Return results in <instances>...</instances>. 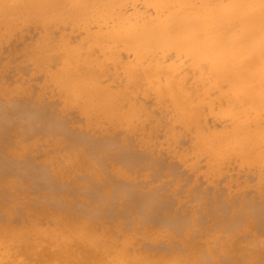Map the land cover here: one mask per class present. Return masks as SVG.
I'll use <instances>...</instances> for the list:
<instances>
[{
  "label": "bare ground",
  "instance_id": "obj_1",
  "mask_svg": "<svg viewBox=\"0 0 264 264\" xmlns=\"http://www.w3.org/2000/svg\"><path fill=\"white\" fill-rule=\"evenodd\" d=\"M260 3H261V0H0V27H4L6 29L4 31H6L5 33L7 34V36H9V35L11 36V34L14 31L15 32H17L16 30L20 31V29H17V28H19L18 24L20 25V23L27 24L29 22H32L31 24L34 25L33 24L34 22H38L39 26L41 23V26H42L41 36L37 40L35 39L36 41L33 44H30L29 51L25 52V51H23V50H25L24 48H23V50L20 48V50H22L23 53H26V61L24 59L25 56H23L24 58H22V59L24 62H27V59L30 58V61H28V62H31L33 64V65L32 64L31 65L33 66V69H34V70L31 69V71L35 72V69H36L35 73H38L39 71H37V70H42L44 74H41V75H44V76L41 78H44L43 79V81L45 83L44 85L51 87V90H52L51 92L54 95L57 94L56 95L57 97H59L58 95H60L62 98H64L66 105L74 106V107L77 106L80 109V111L78 112V113H80V116L81 115L83 116V114H85L88 122L94 123V122H97L98 120H100L101 118L102 119L105 118V119H109L108 121H113L116 124H119V123H123L124 125L126 124L130 128H133L134 132L136 131V128H139L138 131L141 129L145 131L146 137L144 136L142 138L146 139V141H148L147 139H149V142H151L152 141L151 136L157 135L156 133L152 134L151 132H152V130L157 129L158 126L156 125L157 128L154 126L155 128L152 127L150 130L148 129L149 126H147L144 129L143 127L145 125L144 123H146L145 122L146 116H148V115L151 116V115L156 114L155 117L158 116V120L161 121V119H159V117L160 118L163 116L167 117L166 113L171 111V113L168 115V118L165 120L163 119L164 121L162 120L163 125L159 122L160 123L159 126L162 125L165 127L164 135L166 134L165 135L166 137L163 135H161V136L164 137L163 138L164 143H165V141L168 143V144L165 143V145L163 143H161V144H163L164 146L167 145L168 147H170L171 144H173V143L176 144V142H178L177 141L178 137H180L182 133L183 134L189 133V134H191V139L189 140L190 143H189V145L187 144L189 147H185V145H183V147L186 149H182L183 147L180 148V150H182L181 155L178 154V156L176 155L175 158L180 160V157H182L181 159H183V157H185L189 154L190 156H192L189 158H192L193 162L195 163L194 159L197 161L198 158L201 159L203 157V158H206V160L208 161V164H210L209 166L214 170V173H215V171L219 172V170H220L219 173H221V170H222L221 168L225 167L226 165H228L227 163H229V162L231 163L232 161H237L241 164L252 163L254 165L260 164V165L264 166V27H262L261 12H260V8H259ZM3 5H12V7L4 8ZM63 20H65L64 22H67V20H70L68 22H70L72 25L77 26L80 30L83 31V34H82L83 36H82V38L80 37V41H79L78 45L74 46V45H72V42H71V38H72L71 34L66 36L64 34H67V33H60L61 35L59 36V41H60V45L62 46V49H64V50H63V55L58 56L60 54L57 55L56 54L57 51L55 53V48L57 46L54 43L55 41L54 42L52 41L51 36L50 37L48 36V34H50V32H49L50 30H48V29H49V26L50 27H51V25L54 26V24H52V23H55V25H56V24L62 22ZM22 24L20 25L21 27H22ZM24 24H23V26H24ZM68 24H67V26H68ZM1 25H3V26H1ZM60 25L61 24H59L58 28H60ZM27 26H28V24H27ZM53 26H52V28H55ZM64 26H63V28L66 27V26L65 27ZM68 27H66L65 29H68ZM4 28H2V29H4ZM61 29H62V26H61ZM74 29L75 28L73 27L72 30H74ZM69 30H71V28ZM75 30H77V28ZM0 31H2V30H0ZM76 32H78V31H76ZM0 36H2L1 38L4 37L3 34H1ZM56 38H58V37H56ZM78 39H79V37H78ZM58 45H59V43H58ZM7 46H9V45H7ZM23 47H24V45H23ZM25 47H26V45H25ZM27 48H29V47H27ZM32 48L35 49L34 52H32ZM81 49H84V50H81ZM75 51L78 53H74ZM6 52H7V50H6ZM61 52H59V53H61ZM92 52H94L96 56L94 59L90 60V56L92 55ZM123 52L127 53V55H128L127 57H129L128 59L127 58L125 59V57H124L126 54L123 56L124 58L122 57V55L124 54ZM167 54L169 56H167ZM27 55L29 57H27ZM173 55H174V58L172 57L173 59H171L170 56H173ZM92 57H94V56H92ZM5 59H4V61H5ZM6 62H8V61H5L3 64L0 63V65H1V68L3 67L2 68L3 70L7 71L8 68H5V67H7L5 65H8V64ZM2 65H4L5 67ZM31 65H30V68L32 67ZM2 69H0L1 72H2ZM39 73H41V72H39ZM2 74H4V72H2ZM0 76H1V74H0ZM21 78H23V76ZM3 79H0L2 86L7 81L6 80L4 83H2L3 81H1V80H3ZM15 83H16V80H15ZM19 84H20L19 82L16 83V85H19ZM6 86L10 87L11 84H7V85L5 84L4 87H6ZM12 86H15V85H12ZM2 88L3 87H1L0 90ZM22 88H23V86L20 89L15 88V91L17 89H19L20 92H22L21 91ZM26 90H29V89H27V87H26L25 88L26 93L22 92L23 93L22 94L19 92V94H22V96H24V95L26 96V94H27ZM10 92H11V90H10ZM139 92L147 94V96L145 97L146 100H144L145 98H142L141 96H140L141 98L139 99V97H138L139 94L138 95L136 94ZM2 93L3 92H1L0 94H2ZM17 93H15V94H17ZM32 93H30V95L27 94L28 96L24 97L26 101H23L22 99H20L22 96L19 97L17 95H16L17 97L15 98V100L19 97V99H20L19 102H16V101L12 102V100H11V102L7 101V100H5L4 102L0 101V129L2 126H3L2 127L3 131H4V129L10 131L11 128H13L12 130H14V131L11 130V132H12V134L13 133L16 134L13 124L16 125V124H19V122H20L19 127L21 129L19 128V130L18 129H16V130L18 131L17 133L19 134V138L20 137L22 138V140L20 139L21 141L18 140L19 142H16L17 141L16 138L18 137V134H17V136H15V135H12L11 133H10L11 135L7 133L10 137L14 136L16 141L13 140L14 138L10 139V137L8 135H6V136H4V141L6 139L5 137H8L10 140L6 139V141L9 140V142L12 141L13 143H15V144H13L11 142V144H10L11 146L9 145V143L6 146V144H4L3 139H2L3 138L2 135H4V133L0 134L2 137V138L1 137L0 138L2 139V143L4 144V145H1L2 143L0 141V145H1L0 146V174L3 175V176L2 175H0V176L2 177V179H4V177H5L4 175H6L7 173L10 172V174H12L11 171H17V170L21 169L23 171V177H21V179L25 178L24 180H22V183H23V181L27 180L23 184H20V182H21L20 181L19 184L24 185V186H21L19 188V184H16L15 179L14 180L12 179V181L10 183H9V181L11 179H8L7 182L5 183V181H3L0 178L1 179L0 184L2 183L0 187L5 188V190L4 189L3 190L7 191V193H4V194L7 195L8 193H11V195L14 198L16 205L23 203L20 200L16 201V199L22 198V200L25 203V200L31 196L30 195L31 193H28L27 189L32 188L33 185H30L31 187L28 186L27 184H30L28 181H31V183L33 182V184L36 183V184H34L35 186H37V185L38 186L40 185L41 187L45 186V187H47L45 190L47 191L48 189H50L51 192L49 193V191H50L49 190V191H47L48 192L47 194H44L46 192L43 193L44 195L41 194L42 197L45 198L46 203L43 204L42 203L43 199H38V200H40L38 202H40L42 205L40 204V206H39L38 204H36V206L38 205V208L35 207V210L36 209H38V210H36L35 216H34V213L27 212L28 216H29V217L27 216L28 220H23L21 216L17 215L19 218L21 217V219H22V220H20L19 218H17L19 220L18 221L16 219L18 221L17 223H15V221H14L16 216L14 219H12L14 216L12 217V214H11V213H13L14 215L17 214V213L15 214L16 205L13 206L14 203H13V205H11V203L6 204V202L1 201L2 202L1 204L3 205L4 216H2L0 219V264H204L203 260H200L197 256L198 255L197 251L202 250V247L200 244H198L200 242L197 243L196 240H193L194 237L191 238L192 235H190L191 234L190 229H189L190 234L183 236V238L181 237L182 239L180 240L181 245L185 248L184 252L178 251L177 246H176L177 248L175 246H172V248L169 249L170 250L169 256H166L167 254H164L165 252L162 253L161 251L159 252L156 250L154 252L147 251V250L143 251L141 249V247H139L137 245H133V243H130V242H132L131 241L132 239L135 242L136 238H135L134 233L132 234L131 232H129V234L132 235V236L130 235L131 237H129V235L127 234V237H129V238L126 237V240H125L126 242H124L121 238L118 237L120 234H122L124 236L125 233L124 234L120 233V234H118V236L116 234H115L116 236L113 235L114 233L112 232V230L107 229V227L103 224L104 222H106L105 221L106 216L108 217V219L110 217L109 221L107 219V222L109 224H111L110 222H112V220H113V222L115 220L114 225H113L115 227L110 226V229H112V227H113V231H114V229L117 232L118 231H124L126 229H125V227H123L124 225H122L123 222L120 220L116 221L118 219H116L115 215L119 214L118 215L119 217L117 216V218H120V215H123V213L127 214V212H129V209H131V211H132V209H134V208H132L133 206H131V204L129 205V203H130L129 199H128V201L127 200H124V201L120 200L125 196V195H122L123 191L121 192L122 194L120 193V195H122L123 197L121 196L120 199L117 198L118 193L121 191V189L119 188L120 189V191H119L118 188L116 187L118 190L117 191L118 193L115 191V189L113 190L112 186H114L115 184L110 185V189H112V190H110V192H108V193L111 196V194L114 191L116 192V193L114 192V195L115 194H117V195H115L113 198H115V199L117 198L118 200H120V201L115 200L114 204H116V205L112 204V206L113 205L116 206L115 207L116 209L115 208H108L106 210L104 209L105 210L104 211V210H102L103 208L102 209H100V208L94 209L93 208L94 210L92 209L91 211L83 210V211H85V213H84L82 211V209H84V208L80 209V208L74 206L73 204H71L72 203L71 202L72 194L74 193L76 196L75 192H77V190H78L76 187L79 186V184L77 185V183L80 181L79 178L81 177V175H80V177L76 176L78 174L77 172L75 175V171L77 169H78L77 171H80L79 169L85 170V169L90 168L91 170H89V171L92 173L91 175L95 176L98 174L95 171H98L99 169L101 171V168H102V171L104 173V171L107 170V168H109V166H110L109 169H111V170H109V172L110 171H111V173L114 172L115 175L119 174V177H120V175L123 176L124 168L122 167L123 170H121V168H119L117 166V164H119V162H118L119 160H117L116 163L113 161L112 163H114V164H112V166H111V164H109L110 163L109 161H106L107 166L101 167L100 165L96 164V165H98V166H95L96 169L91 168V165L93 163L92 164L90 163V167H89L88 165L83 164V161H85L84 158H83V161L81 160V158H82L81 156H83L85 154L89 156L88 153L91 150H94L93 154H96V153L98 154L101 151V148H100V151L98 150L99 149L98 146L101 145L99 141H101V143L102 142L107 143L109 138H111L110 140H112L113 138L116 137L115 136V135H117L116 131L119 130L120 127L118 128V125H117V128H115L116 131H115V129L112 128L111 129L112 134H111V132H110V134L113 136L114 131H115V133H114L113 137H111V136L109 137L108 136L109 133L106 134L105 132H103V134H102V131L106 130V129H104L102 127V123H100L101 125L99 126V128L97 127L98 130H96L95 133H96V135H98L99 133H101L100 134L101 136L104 135V136L100 137V138H102V140L100 138H98L100 135L99 136L94 135V138H96V139H91V136L93 134H95L94 133L95 129L92 130L93 128H96V126L94 124H89V127L92 126V128H90L91 129L90 132L91 131L93 132V133L91 132L92 134L91 133L86 134V132H89V129L87 130L86 128H89V127H86L84 124L83 125L85 126L86 131H85V129H83V131H85V133L82 130H79L80 129L79 127H81L82 123H84L81 121L83 119H81V120L79 119V121H81L80 124L76 120L79 129L76 127L77 124L76 125L74 124L75 125L74 127L77 128V129H75L72 127L73 124L71 125V123H73L75 121L72 118H71L72 120H70V117L68 120L67 119L68 115H67V117H65L66 113L63 116L65 117L64 118L65 120L67 119V122L65 120H63V116L57 115L59 117H57V116L55 117L54 115H51L52 110H54L51 108L54 106H52L50 103H47V105L49 104V106H51V108H50L51 110L48 108L49 112L46 111L47 106L44 107V105H41V103L43 104L42 100H40V101H42L40 104H38L36 102L30 103L31 100H34V99H32L33 97H31ZM4 94H5V92H4ZM4 94H2V95H4ZM9 94L10 93H8V96H9V98H11V95H9ZM53 94H51V95L53 96ZM150 94H153L155 101L159 104L165 103V101L168 100V102H166V103L170 109H167V110L164 109L165 111L162 113L163 115L160 112L163 110V108H161L159 110L160 114L159 113L157 114V112H155V114L152 113V112H154L153 109H156V108H152L150 106H148V108H147V105H150V103L153 105L152 99H151V102L147 99L150 96ZM27 97H31L30 101H29V98H27ZM35 97L37 98V96H35ZM27 99L29 102H27ZM57 100H59V99H57ZM144 101H146L147 104L144 103ZM155 101H154V103H155ZM44 103H45V101H44ZM61 103L63 104V102H61ZM61 103H59V104H61ZM54 105H55V103H54ZM57 105H58V103L55 105V107ZM58 107H59V105H58ZM149 107H150V109L152 108L151 111H149ZM63 108L65 109V107H63ZM67 109H69L71 111L70 107ZM61 110L60 111L58 110L59 113L56 111H54V113H58V114L62 113L63 114V111H61ZM75 112H76V110H75ZM150 112L152 114H150ZM209 113L214 115V117H213L214 119H212L213 121H211L208 118ZM67 114H68V111H67ZM61 117H62V119H60ZM155 119H154V121H158L157 118H155ZM225 119H227V120L230 119V122L224 123L226 121ZM69 121H71V123H69L71 125V127L73 129H75V131H76L75 133L72 132L74 130H72L71 127H70L71 129L67 128V127H69V124H68ZM216 121H218V122H216ZM23 122L25 123V128L23 129L25 133L21 132L22 134L20 135V131H22V128H23L22 126H24ZM63 122L68 124L67 126L64 125V126H66L65 128L63 127ZM43 123L45 125H43ZM156 123L157 122H155L154 124H156ZM26 124H27L28 129L26 128ZM111 125H112V123H111ZM93 126H95V127H93ZM105 126H106V124H105ZM162 126H161V128H162ZM46 127H48L47 129L52 131V133L54 130L56 133L59 132L60 134L64 132V134H67V136L69 138L73 135L74 137H71V138L72 139L77 138L78 141H76L75 139H74V141H76V142L81 141L82 145L84 144L82 142L83 139H87L88 141L87 140H84V141L86 143L87 142L91 143V144H89L90 151L87 150V152L88 151L89 152L88 153L86 152L83 154V152L81 153L78 150V152H80V153L77 152L79 157H80V160H76V158H74V159L70 158L69 162L68 161L66 163L63 162V165L62 164L60 165L58 163H60L61 161H58L56 156H55L57 153L55 152V155L50 154V153H52V151L56 147L60 150L61 148L58 147L59 144H61V147H62V143H60V142L61 141L66 142L67 140L65 141L66 137H64V138L60 137L61 139L58 138V134L56 137H57V139H60V140L59 141L55 140L54 133L52 134L50 132L49 134L54 136V137L51 136L53 138L50 137L53 140L51 141L50 139H48L46 137L45 141H47L48 145L55 144L54 145L55 148L53 146H52L53 147L52 148L51 145L49 146V147H51L50 149L47 147L48 148L47 151L50 153H48L46 151V149L42 150L43 151L42 153H45L44 156L47 157V160L44 156H42V154L39 155L40 152L38 151V155L41 156L42 162L45 159L44 161H47L48 162L47 164H49V165L46 164L47 165V167H46L45 164L42 165L41 164L42 162L39 161L38 164L41 162L40 163L41 164L40 169L43 168L42 166H45V167L43 168V170H40L39 168H38L39 170H36L35 168L38 166L37 163L35 165H33L30 158H27L28 154H30V153H32L33 156L37 155V154H35V152H36L35 149L37 148V146L35 145V143H32L30 141V139L33 140V142L35 141L31 136H35L36 134L34 133L35 134L34 135V134H31L30 132H32V131L34 132L36 129L38 130V128L39 129L44 128L47 131ZM101 127L103 128V130L101 129L102 131H100L97 134V131H99V129ZM124 127H126V126H124ZM82 128H83V126H82ZM51 129H54V130H51ZM67 129L72 130L71 131L72 133L70 131H68ZM25 130L26 131L29 130L28 133ZM37 130H36V133H37ZM57 130H58V132H57ZM162 130H163V128H162ZM8 131H4V132H8ZM46 131L42 133L39 130L38 134H41V135L43 134V136H44V135H46L47 132H49V131H47V132ZM79 131H81L80 134L78 133ZM109 131H106V132H109ZM119 131H121V130H119ZM138 131H136V132L138 133ZM141 131H140V133H141ZM0 132H1V130H0ZM127 132L130 133V130ZM131 132H133V131L131 130ZM29 133L31 134V136H28ZM23 134H24V136H23ZM25 134H27V136H25ZM64 134H62V135L64 136ZM83 134H85V135H83ZM105 134H106V136H105ZM130 134H132V133H130ZM62 135H59V136H62ZM87 135L89 138L87 137ZM134 135H135V133H134ZM138 135H136V137L138 136L137 140L139 139V137H141L142 134H138ZM159 135H157V136H159ZM125 136H122V137L125 138ZM24 137H26L28 139H26ZM117 137H119V136L117 135ZM126 137H128V136H126ZM130 137L133 138V134H132V136L130 135ZM71 138L68 140H71ZM37 139L38 138L36 137L35 142L39 143L40 140L43 141V143H42V141H40V143H39L40 149H41V147L45 148V146H47V144L44 146L45 142L43 139H40V138H39L40 140H37ZM62 139H64V140H62ZM79 139H81V140H79ZM104 139H105V141H104ZM115 139L117 140V138H115ZM115 139H113V140H115ZM127 139H126V146L129 144V146H127V147L124 146L125 145L124 143L121 144L122 139H120V138H119V140H121V143L117 142L116 140L114 142L124 146V149L121 152H120L121 147H120V150L118 149L119 150L118 151L119 157L122 158V156H126L127 157L126 159L128 161L129 158L132 159V158H134V156H138V154L135 151L131 150L132 148H133V150H135L137 145L135 146V148L130 146L131 145L130 141L132 143L134 141H132V139H130V140L128 139V141H127ZM24 140L25 141L28 140L32 144L30 142H28L27 146H25L26 145L25 143H24L25 145L22 144V142H24ZM113 140L110 141L109 145H111L113 143ZM49 141H51V142H49ZM156 141H158V140H156ZM52 142H54V143H52ZM123 142H125V141H123ZM127 142H129V143H127ZM149 142H147V143H149ZM159 142H162V139ZM184 143H186V142H184ZM29 144L31 145L30 147L32 149H33V144L36 146V148L34 146V149H33L34 153L32 152V149H31V152L30 151L27 152V150H30ZM136 144H139V142ZM116 145L117 144H115V146ZM132 145H135V142ZM179 145H180V143L177 145L178 148L180 147ZM23 146H25V147H23ZM91 146H93L94 148H98V149H93V147H91ZM84 147H86V146H83V149H85ZM112 147H114V146H112ZM159 147H160V145H159ZM175 147H176V145H175ZM64 148L65 147L63 145L62 149L64 150ZM87 148H88V146H87ZM127 148H129V150H130L129 152L126 151ZM170 148H172V147H170ZM159 149H161V148H159ZM23 150L24 151L26 150L23 155H25V153L26 154L28 153L27 156L26 155L25 156H26L27 161L28 160L30 161L27 163H25L26 161H24V163L27 164V165H25L27 167L21 166V165H23V162L21 161L22 158L19 159L17 157L18 155L23 157V155H22ZM157 150L154 151L153 153L157 152ZM170 150H173V149H170ZM44 151H46L48 153V155H46L47 153ZM149 151H151V150H149ZM175 151H176V149H174V153H175ZM167 152H168V150H167ZM172 152L169 151V153H172ZM124 153L126 155H124ZM65 154L69 155L65 151H64V154H62V155L59 154V152H58V155L59 156L61 155L60 156L61 158ZM71 154L72 153H70V155ZM51 155L53 156L52 159L51 158L48 159L49 157H51ZM86 155L84 157H88ZM141 155H143V153H141ZM154 155H156V154H154ZM172 155H173V153H172ZM172 155L170 154L169 156L174 157ZM37 156H35V158ZM97 156L99 157L98 159H100V156H102V155L99 154ZM38 157H37V159H38ZM90 157H89V159H90ZM158 157L159 156L157 155V158ZM31 158L33 159V162L36 161V160L34 161L35 158H33V157H31ZM55 158H56V161H58V162L55 161ZM92 158H94V156ZM105 158L106 157L101 158V159H104L103 161L105 162V160H107L108 157L106 159ZM135 158H134V161H135ZM140 158H142V157H140ZM153 158L155 160L157 159L156 157H153ZM167 158L169 159V157H166L165 159H167ZM175 158L174 159L171 158L172 161L175 160ZM185 158H187V157H185ZM17 159H19L22 162V164L19 163L20 161ZM85 159L89 160L87 158H85ZM143 159L145 160V158H143ZM199 159L197 162L201 161ZM50 160H51V162H52V160L54 161V163L56 162L55 165L53 162L51 163ZM90 160H94V159H90ZM136 160H138V157L136 158ZM97 161L99 162L100 160H97ZM127 161H125V162H127ZM129 161H131V160L129 159ZM162 161L164 163V160H162ZM107 162H109V163H107ZM159 162H160V160H159ZM29 163H31L30 166L28 165ZM152 163H154V162H152ZM191 163H192V161H191ZM17 164H19V165H17ZM56 164H58V166ZM108 164H109V166H108ZM171 164H172V162H171ZM180 164L178 163L179 167H180ZM193 164H191V166ZM199 164L200 163H198V165ZM32 165H33L34 169L31 168ZM94 165H95V163L93 164V166ZM185 165H182V166L184 167ZM195 165H197V164H194V166ZM34 166H36V167H34ZM48 166L50 167V169H47V168H49ZM51 166H52V168H51ZM53 166H55V167H53ZM99 166L101 168H99ZM174 166L176 167L177 165L174 163ZM189 166L190 165H188V167L185 166L184 168L181 167V169H186V168L188 169ZM24 167H25V169H24ZM97 167L99 169H97ZM132 167H134V166H130V169H132ZM227 167H230V166H227ZM231 167L233 169L232 165H231ZM230 169H227V172ZM49 170H51V171L48 172V174H47L46 171H49ZM82 170H81V174H84V176L87 175V173L89 174V172L83 173ZM176 170H178V168L175 169V171ZM100 171H98V172H100ZM124 171H127V170H124ZM179 171H180V169L178 170V172ZM184 171H186V170H184ZM192 171L195 172L194 169H192ZM196 171H197V169H196ZM84 172H86V171H84ZM93 172H94V174H93ZM109 172L105 171V173H109ZM130 172H134V171L131 170ZM197 172H195V173H197ZM223 172H224V170H223ZM100 173H102V172H100ZM114 173H112V174H114ZM126 173H128V172H126ZM186 173H187V171H186ZM255 173H257V172H255ZM198 174L199 173H197L196 175H198ZM12 175H11V177H12ZM74 175L76 176V179H77V177H79L78 178L79 181L78 182L76 181L77 183H75L76 179L73 178V177H75ZM106 175L107 174H105L104 176L106 177ZM222 175L224 176L225 173L224 174L222 173L221 175H219V177H221ZM232 175H234V174H232ZM8 176L10 177L9 174H8ZM84 176H82V177H84ZM90 176L87 175L85 177L89 178ZM104 176H101V178ZM93 177H92V179H93ZM105 177L102 179V181L100 180L102 183L107 180V179L105 180ZM110 177L115 178L114 175H110L106 178H110ZM124 177H126V175H124ZM127 177L131 178L132 176L130 177V175H127ZM176 177H177V175H176ZM193 177H195V176H193ZM219 177H217V178H219ZM246 177H247V175H246ZM12 178H15V177L13 176ZM97 178L98 177L96 176L95 179H97ZM213 178H214V176H213ZM221 178H223V177H221ZM84 179L86 180V178H84ZM122 179H123V177H122ZM214 179H216V178H214ZM67 180L68 181L71 180L73 182L69 181V184H70L69 185V184H67L68 183ZM126 180H128V179H126ZM226 180L225 181L223 180V184H224L223 186L224 187H228V184H230ZM220 181H222V180H219V182ZM3 182H4V185H3ZM80 182L84 183V185L86 183V181L84 182L82 179ZM90 182H92V181H90ZM97 182L99 183L98 180H97ZM17 183H18V181H17ZM71 183H75V184H71ZM98 183H96V184H98ZM101 184L99 183V185H97V187H95L96 186L95 184L93 186V187L98 189L99 194H101L100 193V189H101L100 186L103 185V184L102 185ZM226 184H227V186H225ZM236 184H234V185H236ZM238 184H239V179H238ZM25 185H27L26 188L27 187H30V188H27L25 190L24 189ZM75 185H76V187L74 188L73 186H75ZM122 185H121L122 190L125 189V192H126L125 194H127L128 193V191L126 190L127 187L126 188L124 187L125 184H122ZM40 186L38 188H41ZM69 186H72V188ZM82 186L83 185H81V187ZM85 186H87V185H85ZM85 186H83V187H85ZM103 186H104L103 188H105V185H103ZM83 187H82V189H80L81 192H83V190L85 189ZM6 188H8V189L6 190ZM34 188H32L34 193H36L37 191L40 193L39 190H37L36 188H35L36 190H34ZM70 188H71V190L72 189L73 190L76 189V190H74L73 193L70 192L71 195H70V193H68L69 196H71V197L66 198V196H63L62 194L70 191ZM86 188L89 189L88 186ZM258 188H259V186H258ZM17 189H19V190H17ZM21 189H22V191H21ZM41 189H44V188H41ZM88 189H87V191H90V189L89 190ZM12 190H15V191H12ZM23 190H25V193ZM95 190L93 189V191H95ZM170 190H172V189H170ZM79 191L77 194L81 193ZM175 191H176V189H175ZM240 191L241 190H239V192ZM15 192H16V194H15ZM20 192H23V193H20ZM26 192L28 193V195H27L28 197L24 198L23 196H26V194H27ZM102 192H104V191H102ZM18 194L19 195L21 194L23 196H19ZM82 194L83 193H81L79 195L84 197L88 193L85 194V191H84V195H82ZM99 194L97 193L96 195L98 196ZM0 195H2V194H0ZM14 195H16V196L14 197ZM64 195H66V193ZM106 195H107V193H106ZM120 195L118 197H120ZM227 195L228 194H226V197H227ZM126 196L130 197V194L128 193ZM88 197L90 198V195L86 196V199ZM92 197L94 198V196H91V198ZM76 198L79 199L77 196H76ZM1 200H3V199H1ZM183 200H185V198ZM12 201L13 200H11V202ZM31 201H36V200H33L32 196H31ZM17 202H19V203H17ZM38 202H30V203H33V205L35 206V203H38ZM117 202H119L120 205L117 206V204H119ZM126 202H129V203H126ZM24 205H25L24 208L28 207V211L32 210V212L33 211L35 212V210L31 209L32 206L29 205V200ZM26 205H28V206H26ZM11 206L13 208L14 207L15 208L13 209V208H11ZM163 206H165L164 203H160V202H157L156 204H154L153 205V207L155 208L154 213L157 212V214H158L159 211L163 210L162 208H165ZM128 207H129V209H128ZM191 207H189V208H191ZM29 208H30V210H29ZM189 208H188V210H191ZM193 208H195V207H193ZM1 209H2V207H1ZM12 209L14 210V212H11ZM159 209H161V210H159ZM80 211H82L83 213L80 214ZM164 211H166V210H164ZM164 211H161V212H164ZM192 211H194V210L192 209ZM137 212H139V211H137ZM27 213H26V215H27ZM131 214L128 216L129 217L132 216ZM147 214H149V213H146V215ZM155 214H153V216H155ZM167 214H169V213H167ZM195 214H196V212H195ZM23 215H24V212H23ZM26 215L23 216V218L26 217ZM141 215H143V214H141ZM158 215H159L158 218H160V214H158ZM164 215L162 214V217ZM151 216H152V214H151ZM27 217H26V219H27ZM191 217L194 220L195 216L193 215L192 212H191V216H190V219L192 220ZM103 218H105V220ZM139 219H141V217ZM145 219L148 220L147 217ZM210 219H211V221H213L212 218H210ZM43 220L45 221V223H43ZM123 220H124V217H123ZM136 220H138V219H136ZM169 220H167V221H169ZM248 220L249 219L247 218V221ZM131 221H133V218ZM131 221H130V225H132L133 222L135 223V221H133L132 223H131ZM152 221H154V218L152 219ZM117 222H118V224H117ZM119 222H122V223L119 224ZM142 222H143V223H141L142 225L149 223V222L144 223V221H142ZM137 223H138V221H137ZM182 223H181V226H179V230H180V227L185 226ZM209 223L212 225L211 222H209ZM141 224L139 221V225H141ZM134 225H136V224H134ZM148 225L144 226V228L142 230H139L140 227L137 228L138 225H136L135 227L132 225V229L134 227L133 230L139 231L138 232V233H140L139 237L141 235V236H143V238L145 237V239L150 238L152 240V241L150 240V242L153 243L154 242L153 238H155V239L157 238L156 237L157 236L156 233L158 234L157 228L160 226L158 225V227L155 228L156 224L154 223L153 224L154 226H153L151 222ZM190 225H192V224H190ZM193 225H194V223H193ZM251 225L254 226L253 223ZM126 226H127L126 228L128 229V227H129L128 224H126ZM170 226H172V225H170ZM210 226H208V227H210ZM218 226H220V225H218ZM122 227L124 228V230L121 229ZM150 227H152V228H150ZM164 227H166V226H164ZM190 227H193V226H190ZM190 227H188V228H190ZM216 227L217 226H215L214 228H216ZM222 227H221V229H222ZM116 228H119V230ZM169 228L170 227H168V229ZM206 228H207V226H206ZM212 228H211V230H212ZM217 228L219 229V227H217ZM130 229H131V227L129 228V230ZM156 229H157V231H156ZM165 229H167V228H165ZM160 230H159L158 235H160V233H161ZM162 230H164V229L162 228ZM202 230H204V228ZM166 231L168 232V230H166ZM183 231H184V229L182 230V233L187 232V231H185V232H183ZM221 231H220V233H221ZM173 232L174 231H172L171 233H173ZM226 232H228V231H226ZM162 233H163V231H162ZM179 233H181V232H179ZM229 233H231V232H229ZM153 234H154V236H152L153 238L149 237ZM167 234H169V232ZM167 234L165 232V236H167ZM175 235H176V232H175ZM170 236L172 237V234ZM168 237H169V235H168ZM171 237L169 238V241L171 240ZM222 237L223 236H221V238ZM236 237H238V235H236ZM226 238H229V236ZM226 238H225V240H228ZM158 240L159 239L157 238L155 240V242ZM229 240H230V238H229ZM231 240H233V239H231ZM147 241H149V240L147 239ZM147 241H145V242H147ZM171 242L172 241H170L169 243L171 244ZM222 242L223 241L221 240V243ZM235 242H232L233 248L234 247L236 248ZM152 243H151V245H152ZM224 243H222V244H224ZM174 244H176V241ZM174 244H172V245H174ZM203 244H204V242H202V245ZM226 244H228V243H226ZM226 244H224L225 248L228 247V245H226ZM151 245H150V247H151ZM182 246L180 247L181 249H182ZM147 247H149V246H147ZM232 247H230V248H232ZM257 247L259 248V246H257ZM153 248H155V246H153ZM237 248L243 249V246L237 245ZM246 249H248V247H246ZM249 249H248L249 251H253L252 248H249ZM144 250H145V248H144ZM158 250H160V249H158ZM203 251H205V250H203ZM209 251L214 252L212 250H209ZM217 251H218V249H217ZM212 254L216 255V253H212ZM218 255L220 256L221 254L219 253ZM228 255H230V254H228ZM219 256L217 258H219V260H221ZM232 256H233V254H232ZM236 257L237 256H235V258ZM224 258L226 259V257H224ZM237 258H236V261H239ZM259 258H257V259H259ZM261 258H262V256H261ZM216 259H214V260H216ZM236 261L234 263H238ZM209 262H208V264H211V262L210 263ZM240 264H242L241 261H240Z\"/></svg>",
  "mask_w": 264,
  "mask_h": 264
},
{
  "label": "rangeland",
  "instance_id": "obj_2",
  "mask_svg": "<svg viewBox=\"0 0 264 264\" xmlns=\"http://www.w3.org/2000/svg\"><path fill=\"white\" fill-rule=\"evenodd\" d=\"M65 20H63L62 22H60V23H58V24H56L55 25V23H52V24H54V26L53 25H51V27L49 26V29L48 30H50L49 32H50V34H48V36L50 37L51 36V38H52V41L56 44V48H55V53H56V51H57V55L58 54H60V55H58V56H61V55H63V50L64 49H62V46L60 45V41H59V36L61 35L60 33H67V34H64V35H70L71 34V36H72V38H71V42H72V45H74V46H76V45H78V43H79V41H80V37L82 38V34H83V31L82 30H80L77 26H75V25H72L70 22H68V21H70V20H67V22H64ZM34 22V21H33ZM32 22H29V23H27L28 24V26H27V24H24V26H23V24L22 23H20V25L22 24V27L18 24V27L19 28H17V29H20V31L19 30H16L17 32H13L12 34H11V36L9 35V36H7V34L5 33L6 31H4V30H6L4 27H0V30H2V31H0V35L1 34H3V38H1L2 36H0V63H4L5 61H8V62H6L8 65H5V66H7V67H5L4 65H2V66H4L5 68H8V72L6 71V70H3L2 68H1V65H0V69H2V72H4V74H2V72H1V70H0V74H1V76H0V79H3V80H1V81H3L2 83H4L6 80L8 81H6L5 82V84L7 85V84H11V86L10 87H8V86H6V87H4V85L2 86V84H1V82H0V88L1 87H3L1 90H0V93L1 92H3L2 94H4V92H5V94L4 95H2V94H0V101H5V100H7V101H10L11 102V100H12V102L13 101H16V102H19L20 101V99H22L23 101H26L25 100V98L24 97H26V96H28V95H30V93H32L31 94V97H33L32 99H34V100H31V102L30 103H34V102H36V103H38V104H40L42 101H43V104L41 103V105H44V107L45 106H47L46 108V111L47 112H49V109L51 108V106H49V104L47 105V103H50L52 106H54L55 107V105L58 103V105H59V107H58V105L54 108V107H52L51 109H54V110H52V113H51V115H54L55 117L57 116V115H59V116H63V115H65V113H66V115H65V117H67V115H68V120H69V117H70V120H74L75 122H73V123H71V121H69L68 122V124L69 123H71V125L73 124V128H75V129H77L78 128V124H77V121H78V123L80 124L81 123V121L82 122H84V123H82V125H81V127H79L78 129L79 130H82L83 131V129H85V126L86 127H89V124H94L95 126H96V128L98 127L99 128V126L101 125L100 123H102V127L104 128V129H106V130H103V128L101 127L100 129H99V131H97V134L100 132V131H102V134H103V132H105L106 134H108L109 133V137L111 136V137H113L114 136V133H115V131H116V129L115 128H117V125H118V128H119V130H121V131H119V130H117L116 131V134L119 136V137H117V135H115L116 137L115 138H117V140L115 139V138H113V139H115L117 142H120L121 143V140H119V138L120 139H122V143L121 144H125L124 146H126V139L128 138L129 140L130 139H132V141H134L135 142V145H132V144H134V142L132 143L131 141H130V146H132V147H134L135 148V146H136V148H135V150H133V148L131 149L132 151H135L137 154H138V156H134V158L136 157H138V160H136V158H135V161H134V158H129L131 161H129V159H128V161H127V157L126 156H122V158H120L119 157V150H120V147H121V150H120V152L124 149V146H122L121 144H118V143H116V142H114L115 140H113V143L111 144V145H109V143H110V141H112V140H110L111 138H109L108 139V142L107 143H104V142H102L101 143V141H99L100 142V144L101 145H99L98 146V148H94L93 146H91V147H93V149H98L99 151H100V148H101V151L97 154L96 152V154H93L94 153V150H91L90 151V147H89V144H91V143H89V142H85L84 140H87V139H83V145L81 144V141L80 142H76V141H78L77 140V138H74L76 141H74V139H72L71 137H74L73 135L70 137L71 138V140H68V139H70L68 136H67V134H64V132L63 133H59L58 132V130H57V132L58 133H56L55 132V130L54 129H51V130H54L53 131V133H54V135H55V137L53 136V135H51V134H49L50 132L52 133V131H50L49 129H47L48 127H46V129H47V131H49V132H47L44 128L42 129H39L38 128V130H37V133H36V130L33 132H30L31 134H34L35 136H31V134L29 133V135L28 136H31L35 141H36V137L38 138L37 140H40V139H43L44 140V142H45V144H44V146L47 144V146H45V148H43V147H41V149H40V147H39V143H40V141H42V140H40L39 141V143L38 142H33V140H31L30 138V141L32 142V143H35V145L37 146V148H36V146L33 144V149H34V146H35V151L37 152H35V154H37L38 155V151L40 152V154L39 155H41L42 154V156H44L45 155V153H42L43 151L42 150H45L46 149V151H47V149L49 148H51L52 146L54 147V145L55 144H53V145H51L50 143V145H51V147H49L50 145H48V143H47V141H45L46 140V137L48 138V139H50L51 141L53 140V139H51V138H55V140H60L61 138L60 137H62V138H64V137H66L65 138V141L66 142H63V141H61L60 143H62V147H63V145H64V150L62 149V147H61V144H59V146L58 147H60L61 149L59 150L57 147V149L59 150H57L55 147V151L53 150L52 151V153H50V152H48V153H50V154H54L55 155V152L57 153L55 156H56V158H57V160L58 161H61L60 163H58V164H62L63 165V162L64 163H66L67 161L69 162V159L70 158H72V159H74V158H76V160H80V157H79V155H78V153H82L83 152V154L84 153H86L87 152V150H89L87 153L89 154V156L88 155H86V156H88V157H84L85 155H83V156H81L82 158H81V160L83 161V158H84V160L86 161H83V164H85V165H88L89 167H90V163L92 164H94L95 163V165L93 166V164L91 165V168H95L96 169V167L95 166H98V165H100L101 167L102 166H107V164H106V161H109V162H107V163H109V164H111V166H112V164H114V163H112L113 161L116 163V161L117 160H119L118 162H119V164H117V166L119 167V168H121V170H123V168H124V170H127V171H124L123 170V176L122 175H120V177H119V174L118 175H115V173L114 172H112V173H114V174H112L111 173V171L109 172V170H111V169H109L110 168V166H109V164H108V166H109V168H107V170H105L106 172H109V173H105V171H104V173L105 174H107L106 175V177H108V176H110V175H114L115 176V178L114 177H110V178H106L104 175V173H103V171H102V168L99 166V168H101V171H100V169L97 167V169H99L98 171H100V172H102V173H100V172H98V171H95V172H97L98 174L97 175H93L95 178H96V176L98 177L97 179H95L91 174V172L89 171V170H91L90 168L89 169H85V170H82V169H79L80 171H75V175H76V172L79 174H77L76 176H79L80 177V175H81V177L82 176H84V174H81V170L83 171V173H87V172H89V174L93 177V179H92V177L87 173V175L88 176H90L89 178L88 177H85V176H87V175H85L84 177H77V179H76V176L75 177H73V178H75L76 180H75V183H77L79 180H78V178L80 179V181H81V179L85 182L86 181V183H85V185H87L88 187H89V189H90V191H87V189L88 188H86L87 186H85L84 185V183H82V182H78L77 183V185L79 184V186L78 187H76V185L75 186H73L74 188L76 187L78 190H77V192H75L76 193V196L79 198V199H77L76 198V196H75V194L73 193L74 192V190H76V189H72L71 190V188H72V186H69V187H71L70 188V191H68V192H65L66 193V195H64V194H62L63 196H66V198H70L71 196H69V194L68 193H73L72 194V197H71V204H73L74 206H76V207H78V208H80V209H82V208H84V209H82V211L83 210H86V211H91L93 208L95 209H97V208H100V209H102V210H106V209H108V208H115L116 206H114V205H116V204H114V202H115V200H118L117 198H121V196L122 195H125L122 199H120L121 201L123 200H127L128 201V199H129V202H126V203H129V205L131 204V206H133L132 208H134V209H132V211H131V209H129V207H128V209H129V212H127V214H125V213H123V215H120V218H117V216L119 215V214H117V215H115L116 216V219H118V220H116V221H122V222H119V224L120 223H122V225H124L123 227H125V229L126 230H124V228L122 227L121 229L122 230H124V231H116L115 229H114V231H113V227H115V226H113L114 225V222H115V220H114V222H113V220H112V222H110L111 224H109L108 222H107V219H108V217L106 216V220H105V218H103L106 222H104L103 224L107 227V229H109V230H112V232L114 233L113 235H117L118 236V234H120V233H125L124 234V236L122 235V234H120L118 237L119 238H121L124 242H126L125 240H126V237H127V234L129 235V237H131L132 235L131 234H129V232H131L132 234L134 233L135 234V242H134V240L132 239L131 241L132 242H130V243H133V245H137V246H139V247H141V249L143 250V251H151V252H154L155 250L156 251H161L162 253H164V254H167L166 256H169V254H170V250L169 249H171L172 248V246H177L178 247V251H180V252H184V250H185V248L181 245V243H180V240L183 238V236H185V235H189L190 234V232H189V229L191 230V234L190 235H192L191 236V238L192 237H194V239L193 240H196V242L198 243V242H200V243H198V244H200L201 245V247H202V250H199V251H197L198 252V258L200 259V260H203V263L204 264H208V262L210 261L211 262V264H238V263H234L235 261H236V258L239 260V261H236V262H239V264H240V261L242 262V264H246V262H249V261H254L255 262V264H260V262L261 261H264V166L263 165H260V164H252V163H250V164H241V163H239V162H237V161H232L231 163L229 162V163H227L228 165H226L225 167H222L221 169V173H219L220 172V170H219V172L218 171H215V173H214V170L209 166L210 164H208V161L206 160V158H201V159H199V160H201V161H199V162H197L198 161V159H197V161L194 159V161H195V163L193 162V160H192V158H189V157H192V156H190L189 154L187 155V156H185V157H187V158H185V157H183V159H181L182 157H180V160H178V159H176L175 158V156L177 155L178 156V154L179 155H181V151L182 150H180V148H182L183 147V145H185V147H189L188 145H189V140L191 139V134H189V133H186V134H181V136L180 137H178V142H176V144L175 143H173V144H171L170 145V147H172V148H170V147H168L167 145L166 146H164L165 145V143L166 144H168L166 141H165V143H164V137L163 136H165L164 135V132H165V127L164 126H162L163 124H162V122L165 120V119H167L168 118V115L171 113V111H169L168 113H166L167 114V117H159V119H161V121H159L158 120V116L157 117H155V112H157V114L159 113L160 114V112H161V114L165 111V110H167V109H170L169 107H168V105H167V103L166 102H168V100L167 101H165V103H162V104H159V103H157L156 101H155V99H154V96H153V94H150V96L147 98L150 102H151V99H152V102H153V105L150 103V105H147V108H148V106H150V107H152V108H156V109H153V111L154 112H152V113H154L155 115H148V116H146V120H145V122L146 123H144L145 125H144V129H145V127H147V126H149L148 127V129L150 130L152 127H156V125L158 126V128L157 129H154V130H152V134H157V135H159V136H157V135H152L151 136V139H152V141L151 142H149V139H147L148 141H146V139H143L142 137H146V135H145V131L144 130H139L138 131V129L139 128H136V131H138V133L135 131L134 132V129L133 128H130L129 126H127L126 124L124 125L123 123H119V124H116V123H114L113 121H108L109 119H105V118H101L100 120H98L97 122H88L87 121V118H86V116H85V114H83V116L81 115L80 116V113H78L79 111H80V109L77 107V106H68V105H66L65 104V101H64V98H62L60 95H58L59 97H57L56 95H54L51 91V87H49V86H47V85H44L45 83H44V81H43V79L44 78H41V77H43L44 75H41V74H44L43 73V71L42 70H37V71H39V72H41V73H35L36 72V69H35V72H32L31 71V69H33V64L31 63V62H28V61H30V58L29 59H27V62H24L23 61V59L22 58H24L23 56H25V61H26V53H23L22 52V50H23V48L25 49V50H23V51H25V52H28L29 51V49H30V44H33L40 36H41V31H42V26H41V23H40V26H39V23L38 22H34L33 24L34 25H32L31 24ZM69 23V24H68ZM59 24H61L60 25V28H58L59 27ZM67 24H68V26H67ZM38 25V26H37ZM68 27V29H65L66 27ZM71 25V26H70ZM1 26H3V25H1ZM52 26L53 27H55V28H52ZM57 26V27H56ZM61 26H62V29H61ZM63 26L65 27V28H63ZM21 27V28H20ZM38 27V28H37ZM73 27L76 29L77 28V30H72L73 29ZM2 28H4V29H2ZM71 28V30H69ZM64 29V30H63ZM79 29V30H78ZM53 30V31H52ZM19 31V32H18ZM76 31H78V32H76ZM82 32V33H81ZM53 33V34H52ZM58 34V35H57ZM56 37H58V38H56ZM77 37V38H76ZM78 37H79V39H78ZM36 39V40H35ZM58 40V41H57ZM75 41V42H74ZM59 43V45H58V43ZM75 43V44H74ZM28 44V45H27ZM7 45H9V46H7ZM23 45H24V47H23ZM25 45H26V47H25ZM27 47H29V48H27ZM20 48L22 49V50H20ZM14 49V50H13ZM28 49V50H27ZM6 50H7V52H6ZM9 50V51H8ZM81 50H84V49H81ZM21 51V52H20ZM35 51V49L34 48H32V52H34ZM62 51V52H61ZM59 52H61V53H59ZM74 53H78V52H74ZM94 52H92V55L90 56V60H92V59H94L95 58V53L93 54ZM124 53V54H123ZM122 54V57L124 56L125 57V59L127 58H129V57H127L128 55H127V53L126 52H123ZM22 54V55H21ZM92 56H94V57H92ZM167 56H169L168 54H167ZM27 57H29L28 55H27ZM123 57V58H124ZM174 58V55L173 56H170V58L171 59H173ZM6 58V59H5ZM4 59H5V61H4ZM8 59V60H7ZM13 59V60H12ZM2 60V61H1ZM12 60V61H11ZM4 61V62H3ZM16 62V63H15ZM5 63V64H6ZM30 63V64H29ZM12 64V65H11ZM32 64V65H31ZM30 65L32 66L31 68H30ZM9 66V67H8ZM12 68V69H11ZM10 70V71H9ZM34 70V69H33ZM18 75V76H17ZM3 76V77H2ZM23 76V78H21ZM24 79V80H23ZM15 80H16V83H20L19 85H16V83H15ZM21 80V81H20ZM26 82V83H25ZM15 83V84H14ZM28 83V84H27ZM12 85H15V86H12ZM28 85V86H27ZM23 86V88H22V92H24V93H26L25 92V88L27 87V89H29V90H26L27 91V94H26V96L24 95V96H22V92H20V88ZM30 87V88H29ZM15 88H19V89H17L16 91H15ZM24 89V90H23ZM5 90V91H4ZM10 90H11V92H10ZM15 92H14V91ZM35 90V91H34ZM10 93L9 95H11V98H9V96H8V93ZM18 92V93H17ZM19 92L20 93H22V94H19ZM30 92V93H29ZM15 93H17V94H14ZM19 94V95H18ZM51 94H53V96L51 95ZM137 95H138V97H139V99L142 97V98H145L146 96H147V94H145V93H142V92H139V93H136ZM22 96L20 99H19V97L15 100V98L17 97V96ZM136 95V96H137ZM143 95V96H142ZM35 96H37V98L35 97ZM141 96V97H140ZM31 97H27V98H29V101H30V99H31ZM5 98V99H4ZM3 99V100H2ZM14 99V100H13ZM37 99V100H36ZM39 99V100H38ZM45 99V100H44ZM54 99V100H53ZM56 99V100H55ZM57 99H59V100H57ZM21 100V101H22ZM40 100H42V101H40ZM144 100H146V98L144 99ZM28 101V99H27V102H29ZM33 101V102H32ZM38 101V102H37ZM44 101H45V103H44ZM48 101V102H47ZM55 101V102H54ZM58 101V102H57ZM148 101V102H149ZM154 101H155V103H154ZM57 102V103H56ZM61 102H63V104L61 103ZM7 103V102H6ZM54 103H55V105H54ZM59 103H61V104H59ZM144 103H146V101H144ZM147 104V103H146ZM167 105V106H166ZM61 106V107H60ZM63 107H65V109L63 108ZM70 107V109H71V111L69 110V109H67V108H69ZM72 107V108H71ZM150 107H149V111H151L152 110V108L150 109ZM167 107V108H166ZM49 108V109H48ZM60 111L61 109V111H63V114L61 115V114H58L59 112H58V110ZM76 110V112H75V110ZM161 108H163V110L162 111H160L159 112V110L161 109ZM50 109V110H51ZM73 109V110H72ZM165 109V110H164ZM54 111H56V112H58V113H54ZM67 111H68V114H67ZM70 111V112H69ZM167 112V111H166ZM54 113V114H53ZM151 112H150V114H152ZM211 113H209L208 114V118L211 120V121H213L212 119H214L213 117H214V115L213 114H211ZM163 115V114H162ZM59 116H57V117H59ZM154 116V117H153ZM166 116V115H165ZM64 116H63V120H65L64 118H65ZM83 117V118H82ZM148 117V118H147ZM151 117V118H150ZM212 117V118H211ZM51 118V117H50ZM72 118V119H71ZM153 118V119H152ZM155 118H157V120L158 121H154V119ZM60 119H62V117L60 118ZM67 119L65 120L66 122H67ZM79 119L81 120V119H83V120H81V121H79ZM164 119V120H163ZM77 120V121H76ZM108 122H107V121ZM156 120V119H155ZM163 120V121H162ZM226 120V121H225ZM224 121V123H227V122H230V119H225ZM62 121V120H61ZM64 121V122H65ZM215 121V120H214ZM222 121V120H221ZM63 122V127L65 128L68 124H66V123H64ZM155 122H157L156 124H154ZM162 124V125H160L159 126V124L160 123ZM216 122H218V121H216ZM24 123V122H23ZM45 123V122H44ZM43 123V125H45ZM97 123V124H96ZM111 123H112V125H111ZM151 123V124H150ZM211 123V122H210ZM77 124V128L76 127H74L75 125ZM85 126H84V125ZM88 126H87V125ZM105 124H106V126H105ZM14 125V128H15V133L16 134H12V132H11V130L13 129V128H11V130L10 131H8V130H6V129H4V131H8V132H4L2 129V127H1V132H0V134H3L4 133V135H2L3 136V138L1 137V135H0V137L3 139V142H4V144H6V146H7V144L9 143V145L11 144V142L12 141H10L9 142V140L11 139V138H14L13 140H15V137L14 136H9L8 134H12V135H15V136H17V130L16 129H18L19 130V125H20V122H19V124H13ZM64 125H66V126H64ZM71 125L69 124V127H67L68 129L71 127ZM82 126H83V128H82ZM95 126H93V127H95ZM105 126V127H104ZM124 126H126V127H124ZM151 126V127H150ZM161 126H162V128H163V130H162V128H161ZM18 127V128H17ZM23 128H22V131H20V135L22 134L21 132H24V128H25V123H24V126H22ZM71 127V128H72ZM107 127V128H106ZM123 127V128H122ZM154 127V128H155ZM5 128V127H4ZM26 128H27V124H26ZM70 128V129H71ZM72 128V130H74V131H72V130H68V131H72L73 133H75L76 131H75V129H73ZM90 128H92V126H90L89 128H86L87 130L89 129V132H86V134H90L91 132H90ZM96 128H93L92 130H94L95 129V131H94V133L96 132V130H98V128L96 129ZM110 128V129H109ZM115 129V131H114V133H113V136L111 135L112 134V132H111V129ZM21 129V128H20ZM28 129V128H27ZM86 129H85V131H86ZM102 129V130H101ZM108 129V130H107ZM147 129V128H146ZM39 130L43 133V132H47L46 133V135H44L43 136V134L41 135V134H38V132H39ZM110 130V131H109ZM130 130V133H132L133 134V138H131L130 137V135L132 136V134H130L129 132H127V131H129ZM131 130L133 131V132H131ZM163 132H162V131ZM12 131H14V130H12ZM26 131V130H25ZM28 131L29 130H27L26 132L28 133ZM85 131H83L84 133H85ZM106 131H109V132H106ZM113 131V130H112ZM140 131H141V133H140ZM144 131V132H143ZM71 132V133H72ZM80 132L81 131H79L78 133L80 134ZM82 132V133H83ZM110 132H111V134H110ZM122 132V133H121ZM126 132V133H125ZM148 132V131H147ZM161 132V133H160ZM6 133V134H5ZM8 133V134H7ZM25 133V132H24ZM52 133V134H53ZM81 133V134H82ZM93 133V132H92ZM91 133V134H92ZM125 133V134H124ZM128 133V134H127ZM134 133H135V135H134ZM159 133V134H158ZM163 133V134H162ZM10 134V135H11ZM57 134H58V138H60V139H57ZM62 134H64V136L62 135ZM101 133H99L98 135H96V133L95 134H93L92 136H91V139H96V138H94V135H96V136H99ZM106 134H105V136H106ZM127 134V135H126ZM138 134H142L141 135V137H139V139L137 140V137L139 136ZM6 135H8L9 137H10V139L8 138V137H5L6 139H9V140H7L6 141V139H5V141H4V136H6ZM59 135H62V136H59ZM66 135V136H65ZM69 135V134H68ZM83 135H85V134H83ZM128 136V137H126V136ZM136 135H138L137 137H136ZM161 135H163V136H161ZM183 135V136H182ZM23 136H24V134H23ZM22 136V137H23ZM25 136H27V134H25ZM51 136H53V137H51ZM70 136V135H69ZM102 136H104V135H102ZM101 135L98 137V138H100V137H102ZM122 136H125V138L124 137H122ZM187 136V137H186ZM51 137V138H50ZM87 137H88V135H87ZM130 137V138H129ZM159 137V138H158ZM166 137V136H165ZM0 138V141H1V143H2V139ZM19 134H18V137L16 138L17 139V141L16 142H19L18 140H22V138L20 137L19 139ZM24 138H26V137H24ZM23 138V139H24ZM40 138V139H39ZM45 138V139H44ZM89 138V137H88ZM107 138V137H106ZM105 138V139H106ZM135 138V139H134ZM162 139V142H159V141H161V139ZM180 138V139H179ZM185 140H184V139ZM187 138V139H186ZM26 139H28V138H26ZM101 140H102V138H100ZM99 139V140H100ZM105 139H104V141H105ZM124 139V140H123ZM128 139H127V141H128ZM134 139V140H133ZM154 139V140H153ZM20 140V141H21ZM62 140H64V139H62ZM73 140V141H72ZM79 140H81V139H79ZM98 140V139H97ZM156 140H158V141H156ZM188 140V141H187ZM14 141V142H15ZM30 141H28V140H24V142H22V144H24L25 146H27V144H28V142H30ZM51 141H49V142H51ZM88 141V140H87ZM107 141V140H106ZM123 141H125V142H123ZM186 142V143H184V142ZM27 142V143H26ZM30 142V143H31ZM139 142V144H136V143H138ZM147 142H149V143H147ZM13 143V142H12ZM31 143V144H32ZM38 145H37V144ZM42 143H43V141H42ZM41 143V144H42ZM52 143H54V142H52ZM65 143V144H64ZM87 145H86V144ZM127 143H129V142H127ZM146 143V144H145ZM161 143H163V144H161ZM180 143V147L178 148V144ZM3 143L1 144V145H4ZM13 144H15V143H13ZM107 144V145H106ZM115 144H117L116 146H115ZM176 145V147H175V145ZM188 144V145H187ZM0 145V146H1ZM120 145V146H119ZM159 145H160V147H159ZM163 147H162V146ZM174 145V146H173ZM11 146V145H10ZM25 146H23V147H25ZM31 145L29 144V148H30V150H27V152H31V147H30ZM43 146V145H42ZM83 146H86V147H84L85 149H83ZM87 146H88V148H87ZM102 146V147H101ZM108 146V147H107ZM112 146H114V147H112ZM127 146H129V144L127 145ZM126 146V147H127ZM155 146V147H154ZM9 147V146H8ZM39 147V148H38ZM48 147V148H47ZM52 147V148H53ZM119 147V148H118ZM150 147V148H149ZM153 147V148H152ZM161 148V149H159V148ZM43 148V149H42ZM87 148V149H86ZM106 148V149H105ZM138 148V149H137ZM141 148V149H140ZM173 149V150H170V149ZM33 149H32V152H33ZM92 149V148H91ZM119 149V150H118ZM158 149V150H157ZM174 149H176V151H175V153H174ZM182 149H186V148H182ZM41 150V151H40ZM57 150V151H56ZM71 150V151H70ZM78 150L80 151V152H78ZM83 150V151H82ZM108 150V151H107ZM138 152H137V151ZM149 150H151V151H149ZM157 150V152H155V153H153L154 151H156ZM162 150V151H161ZM167 150H168V152H167ZM180 150V151H179ZM26 151V150H25ZM24 150H23V152H22V155L24 154V152H25ZM46 151H44V152H46ZM51 151V150H50ZM64 151L66 152V153H68L69 155H63L62 156V158L60 157L62 154H64ZM126 151H130L129 150V148H127V150ZM125 151V152H126ZM164 151V152H163ZM169 151L170 152H172L173 153V155H172V153H169ZM46 152V153H47ZM54 152V153H53ZM58 152H59V154H61L60 156L58 155ZM78 152V153H77ZM134 152V153H135ZM143 153V155H141V153ZM151 152V153H150ZM159 152V153H158ZM34 153V152H33ZM48 153L46 154V155H48ZM70 153H72L71 155H70ZM28 154V153H27ZM27 154L25 153V155L27 156ZM31 154V155H30ZM30 154H28V157L27 158H30V160H31V162L33 163V165H35L36 163H37V165L39 166H34V167H36L35 169L36 170H39L40 169V167H41V164L43 165V164H47L48 162L47 161H44L43 160V162H42V158H41V156H37V155H35V156H37L38 157V159H37V157L35 158V156H33L32 155V153H30ZM93 154V155H92ZM99 154H101L102 156H100V159H98L99 157L97 156V155H99ZM136 154V155H137ZM154 154H156V155H154ZM160 154V155H159ZM172 155V156H174V157H171V156H169V155ZM175 154V155H174ZM25 155H23V157L22 156H17L19 159H23L24 157V159L22 160L21 159V161L23 162V165H21V166H25V165H27V164H25V163H27V162H30L29 160L27 161V159H26V156ZM30 155V156H29ZM78 155V156H77ZM81 155V154H80ZM92 155V156H91ZM96 155V156H95ZM118 155V156H117ZM124 155H126L125 153H124ZM135 155V154H134ZM150 155V156H149ZM157 155L159 156L158 158H157ZM59 156V157H58ZM91 156V157H90ZM94 156V158H92ZM114 156V157H113ZM121 156V155H120ZM142 157V158H140V157ZM31 157H33V158H35L34 159V161L35 162H33V159L31 158ZM45 158H46V160H47V157L46 156H44ZM49 157V156H48ZM52 155H51V157H49L48 159H52ZM89 157H90V159H94V160H90L89 159ZM96 157V158H95ZM104 157H108L107 158V160H105V162L103 161L104 159H101V158H104ZM119 157V158H118ZM151 157V158H150ZM153 157H156L157 159L155 160ZM166 157H169V159L167 158V159H165ZM56 158H55V161H56ZM67 158V159H66ZM85 158H87V159H89V160H86ZM105 158V159H106ZM115 158V159H114ZM118 158V159H117ZM140 158V159H139ZM143 158H145V160L143 159ZM153 158V159H152ZM160 158V159H159ZM174 159L175 158V160H173L172 161V159ZM19 159H17V160H19ZM54 159V158H53ZM143 159V160H142ZM64 160V161H63ZM96 160V161H95ZM97 160H100L99 162L97 161ZM122 160V161H121ZM159 160H160V162H159ZM162 160H164V163H163V161ZM170 160V161H169ZM178 160V161H177ZM20 161V160H19ZM18 161V162H19ZM19 162V163H21L22 164V162ZM24 161H26L25 163H24ZM39 161H41L39 164H38V162ZM49 161V160H48ZM58 161H56V162H58ZM125 161H127V162H125ZM144 161V162H143ZM162 161V162H161ZM167 161V162H166ZM181 161V162H180ZM189 161V162H188ZM191 161H192V163H191ZM50 162H51V160H50ZM52 162L54 163V161L52 160ZM51 162V163H52ZM55 162V163H56ZM117 162V163H118ZM123 162V163H122ZM130 162V163H129ZM139 162V163H138ZM142 162V163H141ZM152 162H154V163H152ZM170 162V163H169ZM171 162H172V164H171ZM177 165L176 167L174 166V163ZM180 164H182V165H185V166H187L188 167V165H190L189 166V170L186 168V169H181V167H183L181 164H180V167H179V165H178V163ZM202 162V163H201ZM55 163H54V165H55ZM122 163V164H121ZM126 163V164H125ZM158 163V164H157ZM169 163V164H168ZM185 163V164H184ZM197 164V165H195L194 166V164ZM198 163H200L199 165H198ZM30 164L31 163H29L28 165L30 166ZM58 164H56L57 166H58ZM96 164H98V165H96ZM135 164V165H134ZM165 166H164V165ZM188 164V165H187ZM191 164H193L192 166H191ZM202 164V165H201ZM208 164V165H207ZM234 164V165H233ZM17 165H19V164H17ZM33 165H32V167L31 168H33ZM47 165H49V164H47ZM47 165H46V167H47ZM51 165V164H50ZM59 165V166H60ZM116 165V164H115ZM114 165V166H115ZM120 165V166H119ZM231 165L233 166V169H232V167H231ZM28 166V167H29ZM93 166V167H92ZM113 166V167H114ZM130 166H134V167H132V169H130ZM167 166V167H166ZM184 166V167H185ZM195 168H194V167ZM209 166V167H208ZM227 166H230V167H227ZM243 166V167H242ZM252 166V167H251ZM25 167H27V166H25ZM25 167H24V169H25ZM43 168L45 167V166H42ZM49 167V166H48ZM53 167H55V166H53ZM117 167V168H118ZM123 167V168H122ZM166 167V168H165ZM173 167V168H172ZM183 167V168H184ZM260 167V168H259ZM39 168V169H38ZM43 168H41L40 170H43ZM51 168H52V166H51ZM104 168V167H103ZM134 168V169H133ZM169 168V169H168ZM178 168V170L180 169V171L178 172V170H176L175 171V169H177ZM194 169L195 170V172H197V173H199L198 175H196L197 173H195L194 171H192V169ZM231 168V169H230ZM256 168V169H255ZM262 168V169H261ZM34 169V168H33ZM47 169H50V167L49 168H47ZM46 169V170H47ZM105 169V168H104ZM196 169H197V171H196ZM212 169V170H211ZM227 169H230V170H228V172H227ZM242 169V170H241ZM261 169V170H260ZM88 170V171H87ZM134 171V172H130V171ZM136 170V171H135ZM184 170H186L187 171V173H186V171H184ZM191 170V171H190ZM223 170H224V172H223ZM226 170V171H225ZM250 170V171H249ZM51 170H49V171H46V173L48 174V172H50ZM84 171H86V172H84ZM165 171V172H164ZM232 171V172H231ZM234 171V172H233ZM249 171V172H248ZM126 172H128V173H126ZM190 172V173H189ZM192 172V173H191ZM213 172V173H212ZM231 172V173H230ZM255 172H257V173H255ZM11 173L13 174H10V172L9 173H7L6 175H4L5 177H4V179H2V177L0 176V178L3 180V181H5V183L7 182V180L8 179H11L10 181H9V183L12 181V179L14 180L15 179V182H16V184H19V182H20V184H23V183H25V181H27V180H25V181H23V183H22V180H24L25 178H23V179H21V177H23V171L20 169V170H17V171H11ZM176 173V174H175ZM194 173V174H193ZM209 173V174H208ZM211 173V174H210ZM224 174L225 173V177L222 175L221 177H223V178H221V177H219V175H221V174ZM228 175H227V174ZM8 174L10 175V177L8 176ZM19 174V175H18ZM93 174H94V172H93ZM96 174V173H95ZM193 174V175H192ZM232 174H234V175H232ZM238 174V175H237ZM0 175H2V174H0ZM11 175H12V177L14 176L15 178H12L11 177ZM50 175V174H49ZM48 175V176H49ZM104 176L105 177V180L106 181H104L103 183L101 182L102 181V179L104 178V177H102L101 178V176ZM124 175H126V177H124ZM127 175H130V177L131 178H129V177H127ZM176 175H177V177H176ZM182 175V176H181ZM201 175V176H200ZM211 175V176H210ZM216 175V176H215ZM237 175V176H236ZM246 175H247V177H246ZM3 176V175H2ZM20 176V177H19ZM187 176V177H186ZM193 176H197L196 178L195 177H193ZM213 176H214V178H216V179H214L213 178ZM122 177H123V179H122ZM179 177V178H178ZM217 177H219V178H217ZM236 177V178H235ZM72 178V179H73ZM84 178H86V180L84 179ZM88 178V179H87ZM101 178V179H100ZM117 178V179H116ZM123 180H121V179ZM221 178V179H220ZM1 179H0V182H1ZM71 179V180H72ZM112 179V180H111ZM126 179H128V180H126ZM205 179V180H204ZM227 179V180H226ZM238 179H239V184H238ZM247 179V180H246ZM18 181V183H17V181ZM71 180H69V181H71ZM74 180V179H73ZM97 180L99 181V183L101 184H103V185H105V188H103L104 186L102 185V186H100L101 187V189H100V193L101 194H99V191H98V189L97 188H95V187H97V185H99V183L97 182ZM101 180V181H100ZM121 180V181H120ZM219 180H222V181H220L219 182ZM223 180L225 181H228V183H230V184H228V187H224L223 185ZM246 180V181H245ZM263 180V181H262ZM68 181V180H67ZM69 181H68V183L67 184H69ZM77 181V182H76ZM90 181H92V182H90ZM30 183V184H27V183ZM26 184L28 185V186H30V185H33L37 190H39L40 191V193L38 192H36V193H34L33 192V189L32 188H34L33 186H32V188H30V187H27V188H30V189H27L26 188V186L27 185H25V187H24V189L26 190L27 189V192L28 193H31L30 195L32 196V199L33 200H36V201H31V196L30 197H28L27 195H28V193L26 194V196H23V195H19V196H23L24 198L26 197H28V199H26L25 200V203H27L28 202V200H29V205H31L32 206V208L31 209H33V210H35V207H37L38 208V205L40 206V202H38V201H40V200H38V199H43L42 201V203L44 204V203H46L45 201V198L44 197H42V195H44V194H47L48 192L47 191H49L50 189H48L47 191L45 190L47 187H41L40 185V187L41 188H44V189H41V188H38L39 186L37 185V186H35L34 184H36V183H34L33 184V182L31 183V181H28ZM71 182H73V181H71ZM107 182V183H106ZM217 182V183H216ZM75 183H71V184H75ZM96 183H98V184H96ZM177 183V184H176ZM227 183V182H226ZM237 183V184H236ZM241 183V184H240ZM248 183V184H247ZM2 184V183H1ZM1 184H0V186H1ZM19 184V188L21 187V186H24V185H20ZM83 185V186H85V187H83V188H85L84 190H83V192H81V190L80 189H82V187H81V185ZM94 184L96 185L95 187H93L94 186ZM115 184V185H114ZM122 184H125L124 185V187L126 188V190L128 191V193L130 194V197L129 196H126L127 194H125L126 192H125V189H123L122 190ZM232 184V185H231ZM234 184H236V185H234ZM246 184V185H245ZM259 184V185H258ZM3 185H4V182H3ZM70 185V184H69ZM107 185V186H106ZM110 185H114V186H112V188H113V190L115 189V191L117 192L118 190L120 191V189H121V191L118 193V196L120 195V193L122 194V195H120V197H118L117 196V198L115 199V198H113L115 195H117V194H115L114 195V192L111 194V196H110V194L108 193V192H110V190H112V189H110ZM122 185V186H121ZM231 187H230V186ZM119 186V187H118ZM225 186H227V184L225 185ZM258 186H259V188H258ZM118 188V190H117V188ZM34 188V190H36ZM49 188V187H48ZM120 188V189H119ZM134 188V189H133ZM5 190V188H3V187H0V194H2V195H0V209H1V207H2V211L0 210V219H1V217L2 216H4V214H3V205L1 204L2 202H6V204L8 203V204H10L11 203V205H13V203H14V205L13 206H15L16 204H15V201H14V198H13V196L11 195V193H8L7 195L6 194H4V193H7V191H4ZM8 188H6V190H7ZM14 189V188H13ZM88 189V190H89ZM93 189L99 194L98 196L96 195L97 193L95 192V191H93ZM105 189V190H104ZM108 189V190H107ZM170 189H172V190H170ZM175 189H176V191H175ZM226 189V190H225ZM259 189V190H258ZM261 189V190H260ZM263 189V190H262ZM16 190V189H15ZM15 190H12V191H15ZM17 190H19V189H17ZM25 190H23L24 191V193H25ZM29 190V191H28ZM32 190V191H31ZM80 190V191H79ZM239 190H241L240 192H239ZM21 191H22V189H21ZM31 191V192H30ZM78 191L79 192H81V193H83L82 195H84V191H85V194L86 193H88V194H86V196H89L90 195V198L88 199H86V196H80L79 194H81V193H79V194H77L78 193ZM93 191V192H92ZM102 191H104V192H102ZM107 191V192H106ZM130 191V192H129ZM171 191V192H170ZM262 191V192H261ZM33 192V193H32ZM42 192V193H41ZM44 192H46V193H44ZM51 192V190L49 191V193ZM115 192V193H116ZM175 192V193H174ZM13 193V192H12ZM20 193H23V192H20ZM44 193V194H43ZM71 193H70V195H71ZM106 193H107V195H106ZM236 193V194H235ZM14 194V193H13ZM15 194H16V192H15ZM35 194V195H34ZM37 194V195H36ZM39 194V195H38ZM42 194V195H41ZM60 194V193H59ZM226 194H228L227 195V197H226ZM11 195V196H10ZM17 195V196H18ZM25 195V194H24ZM61 195V194H60ZM79 195V196H78ZM186 195V196H185ZM16 195H14V197H15ZM18 196V197H19ZM91 196H94V198L92 199L91 198ZM107 196V197H106ZM81 197V198H80ZM128 197V198H127ZM140 199H139V198ZM143 197V198H142ZM30 198V199H29ZM35 198V199H34ZM185 198V200H183ZM1 199H3V200H1ZM96 199V200H95ZM108 199V200H107ZM131 199V200H130ZM139 199V200H138ZM7 200V201H6ZM11 200H13L12 202H11ZM22 201L23 203H21V204H19V205H16V211H15V214L16 215H14L13 213H11L12 214V219H14L15 218V216H16V218L14 219V221H15V223H17L19 220L17 219V218H19L18 216H21L22 217V219L23 220H28V213L27 212H29V213H34V216H35V214H36V210H38V209H36L35 210V212L33 211L32 212V210H30V208H29V210L30 211H28V207L26 208H24V201L22 200V198L20 199V198H18V199H16V201ZM120 200H118V201H120ZM182 200V201H181ZM2 201V202H1ZM27 201V202H26ZM77 201V202H76ZM30 202H38V203H35V206L33 205V203H30ZM80 202V203H79ZM133 202V203H132ZM135 202V203H134ZM137 202V203H136ZM143 202V203H142ZM157 202H160V203H164V205L165 206H163V207H165V208H162L163 210H161V209H159V210H161V211H164V210H166V211H164V212H161V211H159V213L158 214H160V218H158L159 217V215L157 214V212H155L154 213V207H153V205L154 204H156ZM17 203H19V202H17ZM89 203V204H88ZM99 205H98V204ZM117 203H119V202H117ZM191 203V204H190ZM4 204V203H3ZM36 204H38L37 206H36ZM112 204H114L113 206H112ZM135 206H134V205ZM138 204V205H137ZM2 205V206H1ZM42 205V204H41ZM118 205H120V203L119 204H117V206ZM163 205V204H162ZM26 206H28V205H26ZM98 206V207H97ZM179 206V207H178ZM192 206V207H191ZM20 207V208H19ZM92 207V208H91ZM136 207V208H135ZM153 207V208H152ZM189 207H191V208H189ZM193 207H195V208H193ZM11 208H13L12 206H11ZM13 208V209H14ZM22 208V209H21ZM120 208V207H119ZM188 208L189 209H191V210H188ZM11 210V212H14V210ZM24 209V210H23ZM88 209V210H87ZM93 209V210H94ZM116 209V208H115ZM142 209V210H141ZM192 209L194 210V211H192ZM104 210V211H105ZM139 211V212H137V211ZM24 212V215H23V212ZM80 211V214H82L83 212L85 213V211ZM188 211V212H187ZM27 213V215H26V213ZM137 212V213H136ZM142 212V213H141ZM164 215L163 217H162V214ZM191 212L193 213V215L195 216L194 217V220H193V218H192V220L190 219V216H191ZM195 212H196V214H195ZM2 213V214H1ZM132 213V214H131ZM146 213H149V214H147L146 215ZM167 213H169V214H167ZM132 215V216H128V215ZM141 214H143V215H141ZM146 216H145V215ZM151 214H152V216H153V214H155V216H151ZM18 215V216H17ZM26 215V217H27V219H26V217H24L23 218V216H25ZM108 215V214H107ZM149 215V216H148ZM197 215V216H196ZM253 215V216H252ZM104 216V215H103ZM151 216V217H150ZM21 217L19 218L20 220H22L21 219ZM105 217V216H104ZM119 217V216H118ZM123 217H124V220H123ZM133 218V221H135L136 219H138V220H136L135 221V223L133 222V221H131L132 220V218ZM141 217V219H139ZM148 218V220L147 219H145V218ZM205 217V218H204ZM209 217V218H208ZM4 218V217H3ZM113 218V217H112ZM115 218V217H114ZM126 218V219H125ZM154 218V221H152V219ZM167 218V219H166ZM210 218H212L213 219V221H211V219ZM247 218L249 219L248 221H247ZM18 221H17V220ZM109 219H110V217H109ZM109 219H108V221H109ZM135 219V220H134ZM151 219V220H150ZM164 219V220H163ZM170 219V220H169ZM167 220H169V221H167ZM174 220V221H173ZM177 220V221H176ZM191 220V221H190ZM209 220V221H208ZM252 220V221H251ZM111 221V220H110ZM126 221V222H125ZM130 221H131V223L133 222V226L135 227L136 225H138L137 226V228L138 227H140L139 228V230H142L143 228H144V226H146V225H148V224H150V222L152 223V225L155 223L156 225V227L155 228H157L158 227V225L160 226V227H158L157 229H158V234H159V230H160V235H158L157 233H156V237L159 239L158 241H156L155 242V240L157 239H155V238H153L152 236H154V234L153 235H151V236H149V237H151V238H153V240H154V242L152 243V242H150V238H147L149 241H147V239H145V237L143 238V236H141L140 235V237H139V234L140 233H138L139 231L137 230H133L134 229V227H133V229H132V225H130ZM137 221H138V223H137ZM139 221H140V224L141 223H143L142 221H144V223H146V222H149L148 224L146 223L145 225H139ZM183 222V223H182ZM190 222V223H189ZM209 222H211L212 223V225L209 223ZM214 222V223H213ZM245 222V223H244ZM43 223H45V221L43 220ZM125 223V224H124ZM161 225H160V224ZM177 223V224H176ZM180 223V224H179ZM181 223L182 224H184L185 226L184 227H180V230H179V226H181ZM193 223H194V225H193ZM254 224V226H252L251 224ZM117 224H118V222H117ZM126 224H128V229L126 228L127 226H126ZM134 224H136V225H134ZM190 224H192V225H190ZM207 224V225H206ZM209 224V225H208ZM170 225H172V226H170ZM211 225V226H210ZM218 225H220V226H218ZM223 227H222V226ZM249 225V226H248ZM110 226H113L112 227V229H110ZM149 226V225H148ZM147 226V227H148ZM154 226V225H153ZM152 226V227H153ZM164 226H166V227H164ZM172 227L171 229L169 228L168 229V227ZM187 226V227H186ZM190 226H193V227H190ZM206 226H207V228H206ZM208 226H210V227H208ZM215 226H217V227H219V229L217 228H214ZM131 227V229L129 230V228ZM152 227H150V228H152ZM188 227H190V228H188ZM213 227V228H212ZM221 227H222V229H221ZM252 227V228H251ZM154 228V227H153ZM162 228L164 229V230H162ZM165 228H167V229H165ZM188 228V229H187ZM204 228V230H202ZM211 228H212V230H211ZM231 228V229H230ZM116 229H118L119 230V228H116ZM157 229H156V231H157ZM177 229V230H176ZM184 229V231L183 232H185V231H187V232H185V233H182V230ZM195 229V230H194ZM197 229V230H196ZM227 229V230H226ZM128 230V231H127ZM166 230H168V232H169V234H167L168 232L166 231ZM194 230V231H193ZM217 230V231H216ZM223 232H222V231ZM225 230V231H224ZM231 230V231H230ZM237 230V231H236ZM241 230V231H240ZM136 231V232H135ZM162 231H163V233H162ZM166 232V234H167V236H165V232ZM172 231H174L173 233H171ZM193 231V232H192ZM196 231V232H195ZM220 231H221V233H220ZM226 231H228V232H226ZM128 232V233H127ZM175 232H176V235H175ZM179 232H181V233H179ZM229 232H231V233H229ZM245 232V233H244ZM138 233V234H137ZM193 233V234H192ZM195 233V234H194ZM229 233V234H228ZM233 233V234H232ZM164 234V235H163ZM172 234V237L170 236ZM198 234V235H197ZM220 234V235H219ZM115 235V236H116ZM131 235V236H130ZM168 235H169V237H168ZM174 235V236H173ZM178 235V236H177ZM217 235V236H216ZM231 235V236H230ZM236 235H238V237H236ZM123 236V237H122ZM221 236H223L222 238H221ZM229 236V238H230V240H229V238H226V237H228ZM234 236V237H233ZM240 236V237H239ZM250 236V237H249ZM129 237H127V238H129ZM171 237V240L170 241H172L171 242V244L169 243L170 241H169V238ZM182 237V238H181ZM141 238V239H140ZM143 238V239H142ZM225 238L226 239H228V240H225ZM235 238V239H234ZM173 239V240H172ZM177 239V240H176ZM231 239H233V240H231ZM237 239V240H236ZM243 239V240H242ZM207 240V241H206ZM221 240L223 241L222 243H224L225 241V243L224 244H226V243H228V244H226V245H228V247L227 248H225V245L224 244H222L221 243ZM142 241V242H141ZM145 241H147V242H145ZM152 241V240H151ZM161 241V242H160ZM175 241H176V244H174L175 243ZM178 241V242H177ZM204 242V244L202 245V242ZM231 241V242H230ZM236 241V242H235ZM150 242V243H149ZM159 242V243H158ZM174 242V243H173ZM232 242H235V246H236V248L234 247H232ZM151 243H152V245H151ZM157 243V244H156ZM169 243V244H168ZM142 244V245H141ZM149 244V245H148ZM159 244V245H158ZM167 244V245H166ZM172 244H174V245H172ZM216 244V245H215ZM146 245V246H145ZM150 245H151V247H150ZM182 246V249L180 248L181 246ZM213 245V246H212ZM218 245V246H217ZM237 245H239V246H243V249H241V248H237ZM147 246H149V247H147ZM153 246H155V248H153ZM211 246V247H210ZM224 246V247H223ZM248 247V249L249 248H252L253 249V251H249L248 249H246V247ZM257 246H259V248L257 247ZM160 247V248H159ZM168 247V248H167ZM176 247V248H177ZM214 247V248H213ZM230 247H232V248H230ZM144 248H145V250H144ZM147 248V249H146ZM150 250H149V249ZM152 248V249H151ZM180 248V249H179ZM213 248V249H212ZM258 248V249H257ZM158 249H160V250H158ZM217 249H218V251H217ZM261 251H260V250ZM168 252H167V251ZM187 250V249H186ZM203 250H205V251H203ZM209 250H212V251H214V252H211V251H209ZM255 250V251H254ZM263 250V251H262ZM203 251V252H202ZM236 251V252H235ZM245 252V253H244ZM255 254H254V253ZM204 255H203V254ZM212 253H216V255H213ZM221 254L220 256L218 255V254ZM230 254V255H228V254ZM260 253V254H259ZM232 254H233V256H232ZM244 254V255H243ZM262 254V255H261ZM223 255V256H222ZM259 255V256H258ZM200 256V257H199ZM209 258H208V257ZM220 257V259L221 260H219V258H217V257ZM235 256H237L236 258H235ZM248 256V257H247ZM261 256H262V258H261ZM224 257H226V259L224 258ZM260 257V258H259ZM217 258V259H216ZM251 258V259H250ZM257 258H259V259H257ZM214 259H216V260H214ZM234 259V260H233ZM254 259V260H253ZM214 260V261H213ZM220 261V262H219ZM209 262V263H210ZM213 262V263H212Z\"/></svg>",
  "mask_w": 264,
  "mask_h": 264
},
{
  "label": "snow or ice",
  "instance_id": "obj_3",
  "mask_svg": "<svg viewBox=\"0 0 264 264\" xmlns=\"http://www.w3.org/2000/svg\"><path fill=\"white\" fill-rule=\"evenodd\" d=\"M4 8L12 7V5H3ZM260 12H261V20H262V27H264V0H261V3L259 5ZM239 264V262H238ZM246 264H255L254 261L246 262ZM260 264H264V261H261Z\"/></svg>",
  "mask_w": 264,
  "mask_h": 264
}]
</instances>
